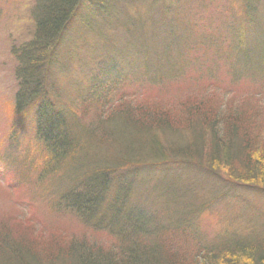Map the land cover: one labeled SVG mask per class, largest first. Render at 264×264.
<instances>
[{
  "label": "trees",
  "instance_id": "16d2710c",
  "mask_svg": "<svg viewBox=\"0 0 264 264\" xmlns=\"http://www.w3.org/2000/svg\"><path fill=\"white\" fill-rule=\"evenodd\" d=\"M187 1L205 5V0ZM215 1L216 7L223 4ZM234 1L237 0L224 2ZM239 1V14L233 11L230 16L229 10H223L217 17L230 28V49L208 47L230 55L237 52L227 66L229 76L235 71L249 74V59L260 58V49L264 51V0ZM144 4L151 8L153 3L35 1L32 37L10 51L16 63V83L7 103L10 121L0 147V174L11 178L10 187L21 184L32 191L44 190L40 197L52 213L47 214L41 227L28 223L19 229L22 218L15 214L9 221L0 219V264H264L262 225L259 229L226 231L203 240L193 233L192 226L204 204L194 206L188 202L179 212L175 209L176 189L162 180H153L154 190L162 183L156 201L161 207L156 210L145 206L139 189L133 186L136 169L157 175L162 167L196 165L224 174L231 188L264 192V128L258 123L257 111L223 114L220 107L215 108V102L208 104L190 97L165 112L147 114L152 105L132 106L124 111L126 121L119 125L115 124V117L121 101L106 108L108 114H102L107 97L99 95L101 85H117L122 68L129 72L140 65L148 80L155 81L162 75L157 68L161 59L180 43L179 39L174 41V27L183 25L185 39L195 23L190 19L176 20L169 3L152 15L148 10V20H141ZM105 21L111 24L114 34L109 39L101 37L102 47L119 54L120 64L111 62L112 57L100 61L90 77L86 95L80 99L81 118H75L62 102L60 92L48 88L47 76L52 74L70 33L81 25L98 31ZM149 23L154 34L148 31ZM215 35L213 41L219 37ZM155 37L161 40L155 41ZM101 62L105 64L102 66ZM126 76L138 77L130 73ZM263 85L264 80L255 83L261 88ZM213 98L221 99L217 95ZM93 103L96 106L92 114L97 117L85 116ZM114 109L117 112L113 114ZM121 114L122 110L119 117ZM203 125L210 126L209 138L204 139L198 131ZM154 129L161 131V136ZM106 138L116 145L112 143L114 151L103 157L97 145ZM127 147L129 154L125 152ZM122 168H126L124 176L119 172ZM142 183L146 181L142 179ZM62 217L70 220L78 234L65 231L70 228L64 224L56 226ZM87 229L95 234L113 231L120 249L115 253L113 248H109L110 253L101 251L98 239L89 241L99 246L91 244L84 249L77 239L88 240L84 237Z\"/></svg>",
  "mask_w": 264,
  "mask_h": 264
},
{
  "label": "rangeland",
  "instance_id": "374dc122",
  "mask_svg": "<svg viewBox=\"0 0 264 264\" xmlns=\"http://www.w3.org/2000/svg\"><path fill=\"white\" fill-rule=\"evenodd\" d=\"M36 0H0V147L3 145L5 135L8 132L10 117L7 113V103L11 97V93L15 89L16 78L14 74L15 61L11 55V48L14 45H21L30 40L33 31V7ZM175 1V2H174ZM225 0H221L220 7H216L217 1L205 0L202 6L197 1L191 5L187 0L181 4L179 0H152L151 8L144 4L145 14L141 13L143 19L148 20L147 11L151 12L156 9L166 8L167 4H171V11L175 13L176 20L183 21L190 19L193 28L189 31L184 39L182 35L183 25L174 27V41L179 39L180 43L161 59L157 66L161 77L153 82L148 80L144 66L140 65L134 70L127 71L122 68L120 71L121 80L117 85L112 86L109 83L101 85L99 95L107 97L106 102L102 104V114H108L106 108L113 106L114 102L121 101L115 124L126 121L124 111L129 110L132 106L149 104L152 105L147 114L157 112H165L179 105L187 98L195 97L198 102L209 101L215 102V108H218L223 114L234 112L235 110H245V113L258 112L260 116L258 123L263 124L264 128V85L263 87L255 86L259 80H264V51L260 49V58L252 57L249 60L250 72L244 74L239 71L233 72V76L226 75L227 66L230 59L237 57V52L232 55L218 48H209L210 45H217L221 49H230L228 40L231 33L230 28L221 24L219 17L223 10H229L230 16L232 12L239 14V0L235 3L225 4ZM262 0H260V3ZM175 7V8H174ZM115 13H117L115 11ZM264 13V7L262 9ZM108 17L112 18V14L108 13ZM115 17V16H114ZM118 17V16H117ZM121 19V18H120ZM214 19V20H213ZM109 21V19H108ZM105 21L104 25L99 27L98 31L87 29L81 25V28L75 29L74 33H70L65 42V48L57 58L53 72L48 78V88L59 91L62 102L75 118H81L78 114L80 111V99L86 95L90 77L98 68L99 63L103 59L112 57L111 62L120 64L121 57L119 54L109 52L103 46V39L106 36L109 39L114 34L111 24ZM219 26H217V22ZM185 24H188L187 22ZM189 25V24H188ZM120 26V25H119ZM195 27V28H194ZM149 32L155 33L149 23ZM218 34V39L213 38ZM166 34V33H165ZM165 34L161 35L165 40ZM205 39V40H204ZM161 40L155 37V41ZM193 43L191 41H196ZM102 44V45H101ZM101 45V46H100ZM162 45V42H159ZM100 46V47H97ZM216 46V47H217ZM123 58V57H122ZM168 58V59H167ZM102 63V62H101ZM105 64V63H104ZM102 63V66L104 65ZM125 64V63H124ZM156 67V65H155ZM237 69L239 67L235 66ZM171 74H168L169 72ZM126 73L135 74L138 77L133 79L126 76ZM262 76L261 78L253 75ZM220 96L219 101L214 100V96ZM99 96V97H100ZM96 103L90 104L85 116L97 117L93 113ZM116 108V107H115ZM122 110L121 117H119ZM113 114L117 112L112 110ZM124 118H123V117ZM86 120V119H85ZM264 130V129H263ZM158 136L161 131L155 130ZM201 137L209 138L211 131L210 126H202L198 128ZM200 139V138H199ZM106 140L98 142L97 145L102 151L103 157H107L114 151L115 141ZM113 143V144H112ZM116 145V144H115ZM129 154V148L126 149ZM207 166L198 167L190 166H172L170 168L162 167V172L155 175L146 171H137L132 176L133 186L139 189L142 202L146 207L158 210L161 204L156 203L160 198L161 185L154 190L152 181L162 180L176 189V205L175 209L179 212L185 208V204L191 202L195 205H203L204 209L193 223V233L198 234L203 240H210L219 236L226 231H245L247 229H259L260 225L264 229V192L257 190L251 192L245 188H235L230 186L225 175L222 173H214L206 169ZM126 168H122L119 172L124 176ZM165 169V170H164ZM217 172V171H216ZM0 174V219L9 221L12 214L22 218L19 229H23L26 224L30 223L33 227H41L46 222L48 213H52L44 204V199L40 196L44 190L32 191L28 185L18 187H10V177ZM35 174L32 173L33 179ZM142 179L146 183H142ZM147 197V198H146ZM181 197V198H179ZM146 198V201H144ZM57 220L56 226L65 225L70 229H64L71 233L78 234V230L74 229L70 224V220L66 217ZM192 225V224H190ZM91 229H87L84 237L88 240L77 239L81 241L82 247L85 249L88 245L96 244L91 239L99 240L101 251L110 253L109 248H113V253L119 250L116 246L117 242L114 238V232L110 231L103 234L91 233ZM193 236V235H191ZM119 243V242H118Z\"/></svg>",
  "mask_w": 264,
  "mask_h": 264
}]
</instances>
